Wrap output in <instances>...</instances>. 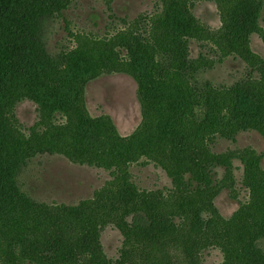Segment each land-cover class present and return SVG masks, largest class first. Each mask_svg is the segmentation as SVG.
<instances>
[{
  "label": "trees",
  "instance_id": "trees-1",
  "mask_svg": "<svg viewBox=\"0 0 264 264\" xmlns=\"http://www.w3.org/2000/svg\"><path fill=\"white\" fill-rule=\"evenodd\" d=\"M205 1L219 7L218 30L196 19L193 0H157L158 12L121 20L113 41L81 42L80 34H70L75 51L52 56L46 50L48 22L61 18L73 0H0L1 263L201 264L202 252L219 249L223 264H264L258 246L264 238V154L251 148L217 154L211 148L216 138L235 141L244 131L264 137V60L251 50L253 34L264 42V0ZM191 40L217 61L192 59ZM117 48L127 51L126 60ZM229 57L246 64L241 80L230 86L201 81V73ZM65 67L79 77L75 94L56 86L65 82L55 79ZM104 73H127L138 81L144 125L128 140L116 141L107 122L90 120L83 106L86 84ZM44 79L53 80L50 88ZM25 99L50 110L28 134L13 113ZM56 113L67 122L54 123ZM46 153L110 171L112 180L77 206L35 203L17 178L31 159ZM144 156L172 179L170 190L141 191L133 183L129 169ZM234 159L243 163L250 203L226 221L215 199L222 188L233 189ZM108 226L124 238L118 259H109L101 244Z\"/></svg>",
  "mask_w": 264,
  "mask_h": 264
},
{
  "label": "rangeland",
  "instance_id": "rangeland-1",
  "mask_svg": "<svg viewBox=\"0 0 264 264\" xmlns=\"http://www.w3.org/2000/svg\"><path fill=\"white\" fill-rule=\"evenodd\" d=\"M193 2L192 13L196 19L212 31L220 29L222 20L217 4L214 1L205 0H193ZM158 9L157 0H73L61 18L48 22L45 32L46 50L52 56L69 48L70 51H75L77 48L75 39L70 34H80L78 36L81 42L85 39H91L97 44L103 40L113 41L116 32L123 29L121 20L134 21L142 14H154L158 12ZM259 25L264 30V6ZM86 35H91V38L84 37ZM189 48L192 59L203 55L210 60L217 61V57L197 41L191 40ZM251 50L264 60V42L259 34L251 36ZM115 51L120 52L126 60L128 54L125 49L117 48ZM246 71L247 66L241 59L229 57L214 64L210 70L201 73L199 78L201 81H209L217 86H230L241 80ZM75 72L66 67L58 72L55 79L59 77L65 82L56 84V86L62 92L66 91L64 94L68 95L72 91L75 94L79 91L81 84ZM44 80L50 88L53 80ZM44 94L42 95L51 98V101L56 99L50 97L46 91ZM59 97L62 96L59 95ZM66 97L69 100V97ZM47 106L45 104V107L40 109L34 101L27 99L14 106V117L20 123L23 133L28 134V130L40 121L41 116L47 118L50 115ZM83 106L90 120L107 122L106 132L111 134L116 141L118 139L128 140L143 128L144 108L139 85L130 74L104 73L91 80L84 88ZM52 118L56 124L67 122V117L62 113H56ZM45 120L43 119L44 122ZM211 148L217 154L251 148L261 155L264 154V137L257 131H244L237 135L235 141L216 138ZM232 163L234 166L233 189L222 188L215 199V205L221 217L226 221L232 219L242 206L246 207L250 203V191L243 181V163L239 159H234ZM261 167L264 170V156L261 160ZM129 172L133 183L141 191H168L173 186L168 174L161 167L150 162L146 156L133 164ZM217 172L219 181L224 171L220 169ZM111 180L110 171L75 164L61 155L48 153L31 159L22 168L17 178L21 192L33 202L71 207L92 199L95 193ZM100 237L107 257L118 259L124 241L121 232L113 226H108L102 231ZM258 246L264 252V238L258 242ZM223 261L224 256L219 249H209L201 254V264H223ZM0 264L3 263L0 262Z\"/></svg>",
  "mask_w": 264,
  "mask_h": 264
}]
</instances>
